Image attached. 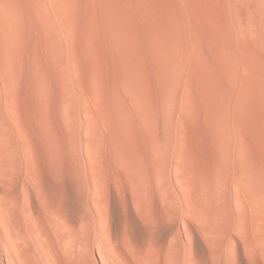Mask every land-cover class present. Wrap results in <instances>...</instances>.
I'll use <instances>...</instances> for the list:
<instances>
[{"label":"bare ground","instance_id":"6f19581e","mask_svg":"<svg viewBox=\"0 0 264 264\" xmlns=\"http://www.w3.org/2000/svg\"><path fill=\"white\" fill-rule=\"evenodd\" d=\"M0 264H264V0H0Z\"/></svg>","mask_w":264,"mask_h":264}]
</instances>
